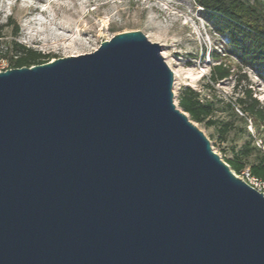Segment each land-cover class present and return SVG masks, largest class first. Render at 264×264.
Wrapping results in <instances>:
<instances>
[{
  "label": "water",
  "instance_id": "obj_1",
  "mask_svg": "<svg viewBox=\"0 0 264 264\" xmlns=\"http://www.w3.org/2000/svg\"><path fill=\"white\" fill-rule=\"evenodd\" d=\"M161 47L0 72V264H264V195L176 107Z\"/></svg>",
  "mask_w": 264,
  "mask_h": 264
},
{
  "label": "rangeland",
  "instance_id": "obj_2",
  "mask_svg": "<svg viewBox=\"0 0 264 264\" xmlns=\"http://www.w3.org/2000/svg\"><path fill=\"white\" fill-rule=\"evenodd\" d=\"M65 14L73 19L65 36L54 44L34 39L40 37V21L50 26V18L59 19ZM131 30L141 31L148 40L162 46L161 55L175 71L172 91L177 108L186 87L198 92L203 103L212 104V114L194 123L225 163L250 136L257 148L259 140L264 144V128L255 130L251 123L244 125L227 106L234 104L242 91L250 90L264 107V71L241 67L231 56L226 62L231 65V76L210 85L211 67L216 63L212 54L229 53L230 47L192 0H0V58L6 59L10 68L16 58H28L27 50L52 61L93 52L101 42ZM80 31L78 41L76 32ZM63 39L72 41L63 44ZM223 124H228V130L220 133ZM233 172L246 181L242 172Z\"/></svg>",
  "mask_w": 264,
  "mask_h": 264
},
{
  "label": "trees",
  "instance_id": "obj_3",
  "mask_svg": "<svg viewBox=\"0 0 264 264\" xmlns=\"http://www.w3.org/2000/svg\"><path fill=\"white\" fill-rule=\"evenodd\" d=\"M192 1L211 21L214 30L228 40L230 47L229 53L212 54V60L216 63L211 67L210 85L231 76V65L226 63L231 56L241 67L264 71V0ZM27 53L28 58H16L12 67L32 66L48 61V56L34 54L31 50H27ZM178 106L192 122L196 123H201L213 112L212 104L203 103L198 92L190 87L181 92ZM227 106L244 125L251 123L255 130L264 128V107L252 97L250 90L242 91V96L237 98L234 104L228 103ZM210 124L214 122L211 120ZM219 129L220 133H225L228 124H223ZM252 143L253 139L250 136L227 164L231 170L238 173L245 171L247 167L250 176L264 180V152Z\"/></svg>",
  "mask_w": 264,
  "mask_h": 264
},
{
  "label": "bare ground",
  "instance_id": "obj_4",
  "mask_svg": "<svg viewBox=\"0 0 264 264\" xmlns=\"http://www.w3.org/2000/svg\"><path fill=\"white\" fill-rule=\"evenodd\" d=\"M51 16L52 15H50V17ZM72 22L73 19L66 14L59 19H55L54 17L50 18L49 19L50 26H44V23L40 21L39 25H42L44 27L41 26V28L38 30L40 37H35L34 39L40 42H44L45 44L48 42L54 44L55 40H58L60 36H65L70 31L71 27L73 26ZM76 33H77L76 37L78 38L77 40L80 41L81 38L80 35L82 34V32L80 31L79 33L78 32ZM66 40L69 42L72 41V39H63V44L65 43ZM167 64L169 66L168 62ZM173 72L175 75V71Z\"/></svg>",
  "mask_w": 264,
  "mask_h": 264
},
{
  "label": "built area",
  "instance_id": "obj_5",
  "mask_svg": "<svg viewBox=\"0 0 264 264\" xmlns=\"http://www.w3.org/2000/svg\"><path fill=\"white\" fill-rule=\"evenodd\" d=\"M9 68L10 66L8 65L7 60L4 58H0V72L7 70ZM257 146L261 148V150L264 152V144L260 140L258 141ZM242 174L246 178V181L243 178H241L243 181L248 183L250 186H252L257 191L262 192L264 195V180L250 176L248 170L243 171Z\"/></svg>",
  "mask_w": 264,
  "mask_h": 264
}]
</instances>
